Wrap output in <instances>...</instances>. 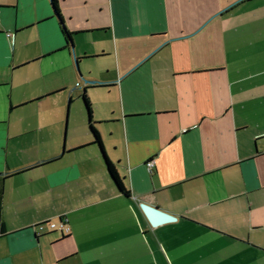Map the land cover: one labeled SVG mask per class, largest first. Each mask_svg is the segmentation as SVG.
I'll return each mask as SVG.
<instances>
[{
	"label": "crops",
	"instance_id": "crops-1",
	"mask_svg": "<svg viewBox=\"0 0 264 264\" xmlns=\"http://www.w3.org/2000/svg\"><path fill=\"white\" fill-rule=\"evenodd\" d=\"M58 1L0 0V264H264V0Z\"/></svg>",
	"mask_w": 264,
	"mask_h": 264
},
{
	"label": "trees",
	"instance_id": "trees-1",
	"mask_svg": "<svg viewBox=\"0 0 264 264\" xmlns=\"http://www.w3.org/2000/svg\"><path fill=\"white\" fill-rule=\"evenodd\" d=\"M51 4H52V7L54 9L55 15L58 18H60L61 23H62L60 9H59V1L58 0H51ZM64 32H65V35H66L67 39L69 41H71V34H69L65 30V28H64ZM80 98H81V100L83 102L85 111H86L87 116L89 118V122H90L89 130H90V133H91V135L93 137V144L100 148L101 153L103 154V157H104V160H105V163H106L107 171H108L113 183L115 184L117 190L123 196H125L127 198H130L131 197V192L125 185V179L123 177H121V175L119 174L116 166L107 158V156H106V154L104 152L101 136H100L98 130L96 129V127L94 126V124L92 122L93 108H92V104H91V102L89 100V97H88L87 93H83ZM71 103H72V101H71ZM2 200H3V187H0V235H4L5 234L4 226H3V222H2V217H1Z\"/></svg>",
	"mask_w": 264,
	"mask_h": 264
},
{
	"label": "water",
	"instance_id": "water-1",
	"mask_svg": "<svg viewBox=\"0 0 264 264\" xmlns=\"http://www.w3.org/2000/svg\"><path fill=\"white\" fill-rule=\"evenodd\" d=\"M90 84L95 85L96 83L90 82ZM84 92L85 91L83 89H79L77 91V96H81ZM141 209L152 227H158L160 225L175 222L177 220L175 216L170 215L157 207L141 204Z\"/></svg>",
	"mask_w": 264,
	"mask_h": 264
},
{
	"label": "built area",
	"instance_id": "built-area-1",
	"mask_svg": "<svg viewBox=\"0 0 264 264\" xmlns=\"http://www.w3.org/2000/svg\"><path fill=\"white\" fill-rule=\"evenodd\" d=\"M8 37H12V35L9 33ZM149 169H154L155 162L151 161L148 163ZM48 227L51 231L60 232L63 236H67L71 233V228L67 220L63 219L60 222H48L42 225H38L36 228L39 231L44 230L45 227Z\"/></svg>",
	"mask_w": 264,
	"mask_h": 264
}]
</instances>
